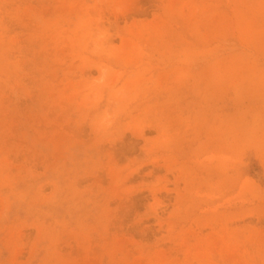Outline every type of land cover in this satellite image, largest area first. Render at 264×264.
Segmentation results:
<instances>
[{
  "label": "rangeland",
  "instance_id": "374dc122",
  "mask_svg": "<svg viewBox=\"0 0 264 264\" xmlns=\"http://www.w3.org/2000/svg\"><path fill=\"white\" fill-rule=\"evenodd\" d=\"M0 264H264V0H0Z\"/></svg>",
  "mask_w": 264,
  "mask_h": 264
}]
</instances>
